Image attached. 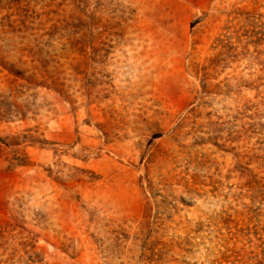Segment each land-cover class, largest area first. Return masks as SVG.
Instances as JSON below:
<instances>
[{
	"label": "rangeland",
	"instance_id": "rangeland-1",
	"mask_svg": "<svg viewBox=\"0 0 264 264\" xmlns=\"http://www.w3.org/2000/svg\"><path fill=\"white\" fill-rule=\"evenodd\" d=\"M0 264H264V0H0Z\"/></svg>",
	"mask_w": 264,
	"mask_h": 264
}]
</instances>
